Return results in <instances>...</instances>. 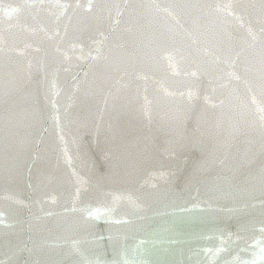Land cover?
Wrapping results in <instances>:
<instances>
[{"label":"water","instance_id":"water-1","mask_svg":"<svg viewBox=\"0 0 264 264\" xmlns=\"http://www.w3.org/2000/svg\"><path fill=\"white\" fill-rule=\"evenodd\" d=\"M0 264H264V0H0Z\"/></svg>","mask_w":264,"mask_h":264}]
</instances>
